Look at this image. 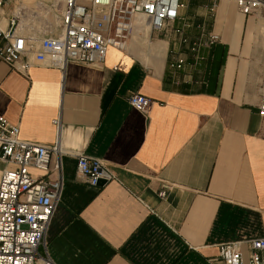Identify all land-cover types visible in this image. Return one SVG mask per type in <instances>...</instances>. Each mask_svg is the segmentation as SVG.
Returning a JSON list of instances; mask_svg holds the SVG:
<instances>
[{
	"label": "crops",
	"instance_id": "obj_1",
	"mask_svg": "<svg viewBox=\"0 0 264 264\" xmlns=\"http://www.w3.org/2000/svg\"><path fill=\"white\" fill-rule=\"evenodd\" d=\"M35 1L2 0L0 28ZM181 1L160 31L133 17L101 63L31 59L24 74L0 59V112L20 137L52 145L60 119L62 191L39 248L55 264H213L220 243L264 237V32L232 0ZM80 153L113 178L89 184Z\"/></svg>",
	"mask_w": 264,
	"mask_h": 264
},
{
	"label": "built area",
	"instance_id": "obj_2",
	"mask_svg": "<svg viewBox=\"0 0 264 264\" xmlns=\"http://www.w3.org/2000/svg\"><path fill=\"white\" fill-rule=\"evenodd\" d=\"M232 1L242 15L264 9V0ZM181 7V0H36L26 11L18 7L9 27L0 28V59L24 74L31 59L60 69L70 60L101 63L108 46L123 47L133 17H139L140 29L149 25L160 31L179 17ZM218 39L217 33L209 34L210 43ZM127 99L141 111L152 101L138 91ZM258 113L264 115V68ZM53 123L57 139L43 145L21 138L18 124L0 112V159L4 162L0 171V264H55L39 252L46 246V230L62 191L59 116ZM52 155L55 160L50 167ZM31 168L41 174L33 175ZM76 169L93 186L113 178L100 159L82 153L77 155ZM158 194L163 197L165 190ZM212 262L264 264V237L222 242Z\"/></svg>",
	"mask_w": 264,
	"mask_h": 264
},
{
	"label": "rangeland",
	"instance_id": "obj_3",
	"mask_svg": "<svg viewBox=\"0 0 264 264\" xmlns=\"http://www.w3.org/2000/svg\"><path fill=\"white\" fill-rule=\"evenodd\" d=\"M30 1H33V0H24L25 3H28ZM235 9L239 13V11L237 10L236 7H235ZM255 13L257 14V18H256V20L254 22V27L253 28L255 29L256 33H258L259 31H261L263 33L264 32V9H262V10H260L258 12H255ZM257 35L258 34H256V36Z\"/></svg>",
	"mask_w": 264,
	"mask_h": 264
},
{
	"label": "water",
	"instance_id": "obj_4",
	"mask_svg": "<svg viewBox=\"0 0 264 264\" xmlns=\"http://www.w3.org/2000/svg\"><path fill=\"white\" fill-rule=\"evenodd\" d=\"M105 183V181L104 180H99V185H102V184H104Z\"/></svg>",
	"mask_w": 264,
	"mask_h": 264
}]
</instances>
